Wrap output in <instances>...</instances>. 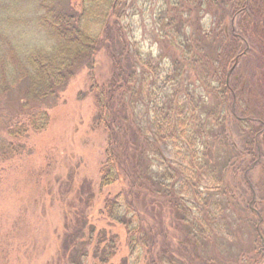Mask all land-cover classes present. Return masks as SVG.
Returning <instances> with one entry per match:
<instances>
[{"label": "rangeland", "instance_id": "1", "mask_svg": "<svg viewBox=\"0 0 264 264\" xmlns=\"http://www.w3.org/2000/svg\"><path fill=\"white\" fill-rule=\"evenodd\" d=\"M81 2L69 0L78 11ZM263 2L217 0L199 7L193 0H120L111 35L118 39L104 40L92 62L80 65L63 90L33 100L26 96L27 83L18 79L1 91L0 264H70L79 249L73 235L84 222L81 264H172L165 250L179 258V251L195 241L199 256L203 252L212 264H264V239L258 236L259 230L264 235ZM167 10L183 28L180 39L163 23ZM18 21L28 40L40 42L30 17ZM241 34L244 44L236 51L232 36ZM3 42L0 38L2 63ZM112 58L135 72L137 91L131 104L136 124L129 120L122 126V117L129 115L120 109L113 128L135 136L147 157L135 154L142 180L136 170L127 180L105 186L101 171L113 130L96 97L109 83L116 99L128 106L130 98L123 81L112 77ZM235 87L244 90L238 97L248 115L238 108ZM39 111L51 116L40 132L28 123ZM254 121L263 126L255 137L247 127ZM167 123L174 125L175 135L170 126L166 130ZM10 127L25 133L15 138ZM145 140L153 144L146 147ZM243 157L250 161L238 167ZM170 172L175 176L168 186H175L178 196L173 204L157 183ZM109 200L119 203L125 225L109 217ZM129 208L141 212L136 234L130 232L138 225ZM190 228L202 237H191ZM254 247L258 260H243Z\"/></svg>", "mask_w": 264, "mask_h": 264}, {"label": "trees", "instance_id": "2", "mask_svg": "<svg viewBox=\"0 0 264 264\" xmlns=\"http://www.w3.org/2000/svg\"><path fill=\"white\" fill-rule=\"evenodd\" d=\"M207 1L213 5L217 3V0H193V4L200 3L199 7H204ZM231 1H236V5H238V3H242L243 0ZM119 2L120 0H82L81 9L78 11L70 7L69 0L64 1L63 4L57 2V0H3L0 10V38L4 39L3 46H5V51L2 53V55H4V58L2 57L4 60L3 63L0 60V64H2V66H0V92L10 89L12 84L18 79L27 83L29 88L26 96L33 100L46 99L55 96L56 92L60 89L63 90L66 87V82L75 75V70L80 67V65L85 63L90 64V62H92L94 55H96L99 50L98 47L104 43V40L110 42L112 39L117 38L116 36L112 37V32L115 28V23L113 21L115 17L117 18L116 11L119 8ZM27 6H30V9H28ZM260 10L261 14L259 15V21L264 23L262 19L264 17V2ZM122 14V18H125L124 13ZM165 14L166 16L164 17L163 23H167V27L173 29L179 37H177V39H180L183 28L176 23L179 22V20L171 14L170 10H167ZM24 17H30L35 23L37 29L36 35L39 37L40 42L35 43L32 42L31 39L28 40L26 38L28 31L25 25L24 27H20L18 21L19 19H24ZM186 41L188 42V39H186ZM232 42L236 45V51L240 50L241 45L244 44L242 43L243 35L241 34L240 38L232 36ZM123 48L124 50L127 49L125 46ZM21 49L25 53L24 55L22 51H20ZM108 52L111 56H115L114 51L111 52L108 50ZM112 60L114 62L112 77L115 81H123L124 93H128L130 98L128 99V106L125 99H116L115 93L112 92L114 85L109 83L106 84L104 89L99 91L100 93L97 94L96 97V101L100 108L99 110L104 112L106 123L108 122L113 130L111 134L113 137L108 150L109 158H107L106 165L104 167L102 166L103 169L101 171V178L105 186L120 183V181H123L124 177H126L127 180L128 176L133 174L136 170L137 172L135 173L137 177H140L139 180H142L144 176L141 175L143 174L139 166L141 163L135 154L137 152L142 155L147 154L145 149L139 147L142 144L138 143V139L134 142L135 136H128L126 134L127 130L119 129L117 131L116 128L115 130L113 128V125H115L114 121H119L116 112L120 109H126L129 115L122 117V126L127 127V124H131L129 120L135 123V116L132 117L135 112L132 111L131 104L133 103L132 98L137 94V91L134 89L135 80H133L135 72L122 66L121 60H117L116 58H112ZM5 75L10 76L7 78ZM11 75L13 77H11ZM121 88L122 87H120V89ZM234 89L237 98L236 103L240 101V106H238V108H243L244 111L242 113L248 115L250 110L247 104H244L245 101L240 98L244 94V90L240 92L236 87ZM239 95L240 97H238ZM111 101L113 102V106L111 105ZM26 102V100H23L24 107H27ZM232 102H234V99H232ZM115 105H117L116 108L114 107ZM107 107L114 108V112L108 113V111H105ZM1 112L2 110H0V113ZM29 117L28 123L31 125L30 128L35 131L40 132L46 130L50 124L51 116H49L46 111L32 113ZM168 123L171 124V122ZM169 124L166 126V130L170 126V134L172 135V131L175 130L174 125ZM247 127L254 137L263 130V126L256 121H254L253 124L248 123ZM158 128L161 130L160 127ZM9 131L15 138L25 133V129L14 127H10ZM173 135H175V133ZM160 137H163V135ZM145 141L144 144H146V147L153 144L147 140ZM151 146L154 147V145ZM248 153L253 154V150L248 149ZM252 157L253 156H251V159L254 158ZM248 159L250 161V158L241 159V166L238 167H244ZM174 176L175 175L170 172L158 177V179L155 178V180L157 179L158 185L165 186L163 196L170 199L172 204L174 203L172 199L178 197L176 190H174L175 186H168V183ZM139 185L140 184L136 183L133 187ZM148 189L149 188H145L144 190ZM135 192L136 191L132 192V196ZM140 194L141 193L138 195L136 194V198H139ZM130 209H132L134 215L133 220L138 225L137 230H134L133 225L134 231L130 232L136 234V231H139L138 228L140 227L141 212L137 213L136 209L129 208V210ZM105 210H107L109 217L113 221H117L122 225L126 224L121 219V209L116 200H109L105 206ZM129 213H131V211H129ZM129 213L124 214V218L129 217ZM81 220L84 222V217L81 218ZM186 223H188V221H186ZM86 225L84 222L83 226L76 229L74 232V238L72 237L73 242L77 244L75 248L79 247V249L74 253L75 258L69 261L70 264H81L85 257L80 248V244L82 245L80 239L86 234ZM190 229H192L190 236L195 234L194 236L202 237V234L199 236L195 228ZM259 232L258 236L264 239L262 230H259ZM191 237H189L190 240L188 242L192 240ZM91 238L92 235L90 233L89 240H91ZM197 248L198 245H196V241L193 247L182 248L179 251L182 253L179 255V258H177L176 252L165 251L167 255L172 257V259H170L172 264H212L210 260L204 259L202 256L203 252L201 253V257L199 256ZM256 251L257 249L254 247L249 253L244 252L241 258L248 262L257 261L258 259L255 256ZM108 255V257H110L111 254Z\"/></svg>", "mask_w": 264, "mask_h": 264}]
</instances>
